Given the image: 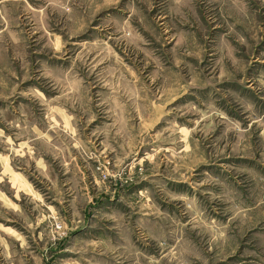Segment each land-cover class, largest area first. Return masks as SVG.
<instances>
[{"label":"rangeland","instance_id":"1","mask_svg":"<svg viewBox=\"0 0 264 264\" xmlns=\"http://www.w3.org/2000/svg\"><path fill=\"white\" fill-rule=\"evenodd\" d=\"M0 264H264V0H0Z\"/></svg>","mask_w":264,"mask_h":264},{"label":"built area","instance_id":"2","mask_svg":"<svg viewBox=\"0 0 264 264\" xmlns=\"http://www.w3.org/2000/svg\"><path fill=\"white\" fill-rule=\"evenodd\" d=\"M62 227H63L62 224H57L56 225V229H58V230L62 229Z\"/></svg>","mask_w":264,"mask_h":264}]
</instances>
